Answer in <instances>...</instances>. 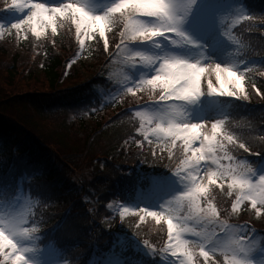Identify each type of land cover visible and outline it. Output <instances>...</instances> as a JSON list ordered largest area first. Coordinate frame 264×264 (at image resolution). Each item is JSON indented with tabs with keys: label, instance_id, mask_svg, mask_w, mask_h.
<instances>
[{
	"label": "trees",
	"instance_id": "trees-1",
	"mask_svg": "<svg viewBox=\"0 0 264 264\" xmlns=\"http://www.w3.org/2000/svg\"><path fill=\"white\" fill-rule=\"evenodd\" d=\"M243 3L250 19L237 31L243 57L251 61L246 73L250 96L228 101L232 107L224 129L231 140L222 146L226 160L238 162L241 172L256 168L264 158V78L260 74L264 72V0ZM121 16L114 18L115 30L124 22L125 14ZM58 26L52 35L9 29L0 38V188L18 175L34 178V184L45 188L36 194L41 203L34 216L43 215L49 221L50 232L62 237L59 242L73 263L86 264L84 258L91 253L108 250L118 232L138 236L150 247H162L167 232L163 221H141L139 216L120 221L108 207L132 201L136 183L145 179L147 184L150 176L170 172L184 155L182 146L126 147L140 137L139 121L129 108L139 99L157 96L160 89L145 87L136 96L127 95L116 107L99 108L97 87L107 83L102 76L108 58L104 45L93 39L76 59L75 30L68 24ZM92 102L99 104L94 113L89 111ZM84 160L91 167V178L75 181L71 174ZM236 193L216 181L207 193L208 202L223 220H246L264 234V207H258L261 214L257 215L256 208L245 203L236 214L223 216L224 209L233 208ZM53 195L59 198L51 200ZM50 232L46 231V237ZM136 257L140 264H153L140 253ZM221 262L220 253L208 260L209 264Z\"/></svg>",
	"mask_w": 264,
	"mask_h": 264
},
{
	"label": "rangeland",
	"instance_id": "rangeland-1",
	"mask_svg": "<svg viewBox=\"0 0 264 264\" xmlns=\"http://www.w3.org/2000/svg\"><path fill=\"white\" fill-rule=\"evenodd\" d=\"M27 2L29 3V7L24 9L11 5L5 7V4H11V0H5L1 3L0 28L3 29H0V37L9 29L17 33L27 29L31 34L36 36L52 35L58 31L60 23L64 25L68 24L76 32L78 53L82 52L83 49L85 51L89 41L98 38L104 45L103 50L108 57L104 70L106 71L108 80L111 81V88L101 91L102 100H104L105 104L113 103L116 100L119 101L122 93L129 91V89L133 93L141 90L142 85L146 84L143 81L157 74L156 70L161 63L157 62V55L160 51H162L163 59L178 58L192 63H200L201 66L205 67L206 71L201 81L203 92L198 97L187 101L175 98L161 100L160 93L153 99L154 101L143 103L134 111L136 117L141 121L137 133L141 134V138L146 144L153 143V145L156 144L161 148L168 149L178 146L183 147L184 155L177 163V167L173 168L174 175L170 177V179L181 183L179 190L165 197L160 203L153 199L158 206L156 204L155 206L151 205L145 212L143 211L144 214L142 212L139 213L140 206L114 205L112 206L113 212L120 217H125L129 214H139V218L152 217L159 222L160 220L165 219L168 221L171 219L176 227H174L171 237L168 229H166V238L162 246L166 245V254L172 255L173 261L177 260V262H174L175 264H209L208 260L210 256L214 255L217 251L222 255V262L220 264H232L234 258L243 259L247 264H264V255H262L264 252V240L259 235L256 237L248 235L252 231H255V229H251L252 227L246 220L242 221V223L239 222L241 223L239 224L230 220H223L222 215L219 216L217 212L213 215L210 209L216 206L208 202L210 195L208 194L207 196L211 184L216 183V181L220 185L225 184L229 186L231 191L235 189L238 193L241 192L238 197H246L247 193L246 190L240 189L238 185L230 187L233 178L249 179L257 185L261 183L260 180L254 181L251 173L241 172L238 168V162L231 159L226 160V155L222 151L224 142L229 139L227 131L223 127V120L226 114L225 108L219 103L218 98L237 99L238 97L212 94L207 91V81L209 79H211L213 85L219 86L212 69L215 64H221L222 67L228 66L233 70L240 71V74L243 75V80L241 81L242 87L239 90L238 96L246 99L250 96L249 85H247L246 79L247 70H244L248 69V67L242 63V60H238L237 40H233L234 38L229 40L232 29L246 17V9L242 6L241 0H172L174 6L179 5L176 9V14L181 18L178 24L179 31L190 37L189 40L175 33H168L150 40L137 39L135 41L129 38L131 34L127 32L126 25L130 24L134 19H143L149 25L157 24L159 21L155 18L136 13L131 5L122 9L121 12L109 14L111 23L105 25V35L101 37L99 27H89L87 30L81 28L78 32L75 20L79 19V14L73 15L68 10H66L64 15L56 14L52 23H40L39 21H36L35 24L25 23L21 25L20 29H15L11 26L26 19L31 5L34 3H43L49 6L78 3L93 15H103L116 3V0H27ZM129 13L131 14L130 17ZM117 15L124 16H121L124 22L118 25L119 28L115 30L117 21L114 18ZM8 24L10 25L5 30ZM33 26L37 27L39 35L32 31ZM53 27H55V31H53ZM81 40H83V43H81ZM239 48H242L241 44ZM137 52L153 57V62L145 63L141 61L140 57L133 55ZM69 65L70 63H67L66 70H68ZM256 73L258 74V72ZM260 74L264 78V72ZM157 88L159 87L155 89ZM159 89L161 90V88ZM138 101L140 103L147 100L139 99ZM197 104L201 108L200 113L196 110L198 106L194 108V105L196 106ZM215 120L222 121L221 125L217 128L213 141L215 150L211 154L217 162H213V159L209 158L207 148L204 147L203 154L205 155V160L201 161L197 167L191 166L190 163H185L189 157H192L193 160L195 159L198 153H195L193 149L201 148L202 141L204 145H207V141H204V136L213 135L211 125ZM169 123H201V128L197 130L199 138L185 146L182 136L173 137L163 132L156 133L152 131L158 124L161 127H167ZM139 138L128 142L126 147L136 148L139 146L142 142ZM257 171L261 175H264V164ZM91 172V167L84 160L77 166L75 174H71V178L75 181L85 182L91 178ZM222 172L225 173L224 176H221ZM219 179L225 181L220 183ZM164 183L157 182L152 185V188H160ZM197 186L205 189L204 192L199 194L197 201L193 202L188 196L182 197L179 201L177 200V197H180L181 193L194 190ZM8 197L0 196V227L8 223H15L20 228H28L30 230L27 236L15 238L18 247L26 249L24 255L28 259V264H68L67 262H62L59 252L52 244L41 246L37 241L39 235L33 230L37 225H34L35 222L28 218V215L33 210L34 203L32 198L28 194L23 195L21 190L16 197ZM233 198L231 206L233 207V204H236V207L231 209L229 207V210L224 209L225 214L223 216L237 213L239 205H237L236 196H233ZM243 200L248 202L249 199H241L240 203ZM259 206L257 204V208ZM205 209H208V211H204ZM151 212H156L158 218L157 216L150 215L149 213ZM260 213L261 210L259 212L256 211L257 215ZM165 216L168 217L164 218ZM219 221L226 223L216 226ZM211 228L212 230H210ZM177 231H179L180 240H187L189 243L183 245L181 250L177 251V254L174 256L172 253L176 249L172 245L177 242L175 239ZM197 233L200 235H197ZM204 236H208L210 239L206 240ZM239 240L244 250L234 252L233 249L236 248V242ZM142 243L144 248L150 253H154L156 247H150L145 242ZM193 243H198L199 245L196 244V246ZM200 246L209 251L207 258L200 254ZM5 251H9V249H5ZM111 255L106 254L100 262H111L110 264H112V260L114 259L110 260L109 256ZM0 264H11V261H4L3 256L0 255Z\"/></svg>",
	"mask_w": 264,
	"mask_h": 264
},
{
	"label": "snow or ice",
	"instance_id": "snow-or-ice-1",
	"mask_svg": "<svg viewBox=\"0 0 264 264\" xmlns=\"http://www.w3.org/2000/svg\"><path fill=\"white\" fill-rule=\"evenodd\" d=\"M13 6L19 9H24L29 7L27 0H11V4H5L7 6ZM128 5L132 6V9L138 13L145 15L147 17L155 18L159 23L149 25L143 19H134L130 24L126 25L127 32L131 35L129 38L133 41L139 40H150L152 38L163 36L168 33H175L180 37H184V33L179 31L178 24L180 22V17L176 14V9L179 5L173 4L172 0H116V3L108 9V11L103 15H93L87 11L80 4H60L59 6H49L43 3H34L31 5L29 15L26 19H23L11 27L15 29H20L21 25L25 23L35 24L36 21L40 23L49 22L52 23L56 17V14L64 15L66 10L70 11L75 15L79 14V19L75 20L77 31L79 32L81 28L89 29L99 27V34L101 37L105 35V25L111 23V17L109 14L121 12L122 9H125ZM103 22V23H101ZM3 29V28H0ZM53 27V31H55ZM32 31L39 35L37 27L33 26ZM83 43V40H81ZM136 57H140L141 61L145 63H152L153 57L146 55L144 53H134ZM245 71L247 70L244 69ZM205 67L201 66L200 63H192L178 58L163 59L159 65V68L156 70L155 75H152L144 83L151 85L153 88L159 87L163 91L161 92L160 99L167 100L169 98H175L178 100H192L202 94L201 81L205 73ZM212 71L215 74V79L218 83V87L213 85L211 79L207 81V91L212 94L226 95L232 97H238L239 90L241 89V81L243 80V75L240 74V71L233 70L228 66H221V64H215ZM131 91V89H129ZM139 114V113H138ZM221 120H215L211 127L213 135H205L204 141H207V145H204L203 141L201 142L202 147L193 149L196 155L193 160L192 157H189L185 163H190L191 166L197 167L201 161L205 160V155L203 154V148H207V153L209 158L213 159V162H217L213 157L212 153L215 150L214 146V137L219 125H221ZM201 128V123H181L173 124L169 123L167 127H161L159 124L153 132L159 133L163 132L173 137L182 136L184 138L185 146L189 145L193 140L199 138L198 129ZM231 140V137H228ZM239 147L245 148L244 144H240ZM198 170V168H197ZM214 175V174H213ZM225 173L222 172L221 176H224ZM260 185L253 183L249 179H232L231 186L238 185L242 190H246V197H238L237 203L241 199L247 198L251 201L253 208L259 212L257 204L261 207H264V175L259 177ZM203 187L197 186L194 190H189L188 192L181 193L180 197H177L179 201L182 197L188 196L193 202L199 199V194L204 192ZM236 207V204H233V208ZM204 211H208L205 209ZM211 213L215 215L216 209L211 208ZM152 216H157L156 212L149 213ZM176 227L172 220H168V232L169 235H172L173 229ZM30 233L28 228H20L15 223H8L7 225L0 227V255L3 256L4 261H11V264H28L24 251L18 247L16 237H25ZM197 235H200L197 233ZM204 238L210 239L208 236ZM176 243L172 245L176 251H173V255L177 254V251H180L183 245L189 243V241L180 240L179 231H177ZM9 249V251H5ZM243 245L241 241L236 242V248L233 251H243ZM187 254V253H185ZM200 254L205 258L208 257L209 251H206L203 246H200ZM232 264H247L243 259H233Z\"/></svg>",
	"mask_w": 264,
	"mask_h": 264
}]
</instances>
